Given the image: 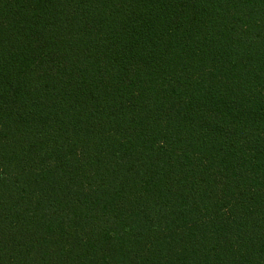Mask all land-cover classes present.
I'll list each match as a JSON object with an SVG mask.
<instances>
[{"label": "trees", "instance_id": "trees-1", "mask_svg": "<svg viewBox=\"0 0 264 264\" xmlns=\"http://www.w3.org/2000/svg\"><path fill=\"white\" fill-rule=\"evenodd\" d=\"M0 264H264V0H0Z\"/></svg>", "mask_w": 264, "mask_h": 264}]
</instances>
